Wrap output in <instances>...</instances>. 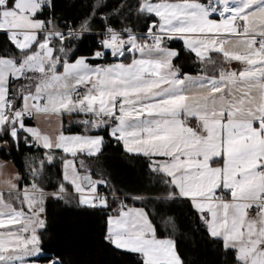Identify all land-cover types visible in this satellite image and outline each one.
I'll use <instances>...</instances> for the list:
<instances>
[{
  "label": "snow or ice",
  "instance_id": "1",
  "mask_svg": "<svg viewBox=\"0 0 264 264\" xmlns=\"http://www.w3.org/2000/svg\"><path fill=\"white\" fill-rule=\"evenodd\" d=\"M107 7L95 0L77 23L58 17L52 0H0L9 45L0 52V264H37L49 197L111 208L103 238L138 264H184L156 223L175 232L163 210L178 201L231 264H264V0ZM85 36L95 46L77 55ZM174 41L195 73L175 63ZM66 116L85 117L82 132L71 119L65 129ZM41 120L59 128L46 132ZM105 134L143 158L150 187L125 192L94 169ZM21 144L23 171L13 157ZM46 264L65 262L52 254Z\"/></svg>",
  "mask_w": 264,
  "mask_h": 264
},
{
  "label": "trees",
  "instance_id": "2",
  "mask_svg": "<svg viewBox=\"0 0 264 264\" xmlns=\"http://www.w3.org/2000/svg\"><path fill=\"white\" fill-rule=\"evenodd\" d=\"M94 2L95 0H52L55 14L58 17L68 21L75 20L77 23L91 12V5ZM105 2L108 5L105 11L110 12L112 6H119L121 0H105ZM97 19H99V14H97ZM112 23L114 26H119L120 18L114 17ZM131 23L137 22L133 20ZM93 29L94 32L98 30L96 24L93 25ZM143 29L144 21H141L139 30L143 31ZM94 46V36H85L79 45L77 55H87ZM170 46L179 52L175 63L184 71L195 73L197 69L193 64V59L181 41H174ZM7 47L9 45L6 44V37L0 34V52ZM82 130V126H71V132H82ZM27 154L28 151L23 144H21V152L13 149V157L21 171H23V161ZM89 163L93 164L94 169L103 170L110 185L125 192L151 186L145 174L143 158L125 153L122 146L117 145L106 134L105 146L99 160L89 161ZM58 172L59 164L50 169L51 185L55 184ZM46 190L51 192L54 187L48 186ZM99 190L101 193L106 191L104 186H100ZM128 203L132 204L131 201ZM136 206L140 205L136 204ZM112 207L115 208L117 205L113 204ZM111 210L109 208L102 211L99 208L93 209L77 203L65 204L63 201L49 197L45 203L44 213L46 229L41 230L43 255L37 258V262L46 263L47 257L56 254L64 260L65 264H138V254L117 250L104 240L107 215L111 213ZM163 211L164 214L174 219L176 230L175 232L166 231L160 223V218L157 217L159 236L175 239L177 250L184 264H231V254H226L218 244L213 243L200 230L191 218L189 209L182 202L178 201Z\"/></svg>",
  "mask_w": 264,
  "mask_h": 264
},
{
  "label": "crops",
  "instance_id": "3",
  "mask_svg": "<svg viewBox=\"0 0 264 264\" xmlns=\"http://www.w3.org/2000/svg\"><path fill=\"white\" fill-rule=\"evenodd\" d=\"M181 43H182V41H181ZM182 45H183V43H182ZM184 46V45H183ZM172 47V46H171ZM173 48V47H172ZM175 49V48H174ZM85 117H83V116H80V117H71V118H69V117H65L64 118V127H65V129H67L68 127H69V120L71 119L72 121H73V123L71 124V126H81V125H78L77 123H76V121L77 120H80V119H84ZM29 123H37V122H35V121H31V122H29ZM38 126L42 129V130H44V131H46V132H49V133H54V131L57 129V128H59V125L58 124H52V125H49V124H47L46 122H44L43 120H41V121H39L38 122ZM23 187V185L21 186V188ZM0 190H2V186H0ZM138 207V206H137ZM43 216H44V214H43ZM44 218H45V216H44ZM124 251V250H123ZM43 255V254H42ZM42 255H40V256H42ZM39 256V257H40ZM39 257H37V258H39ZM36 258V259H37ZM37 264H46V263H41V262H37Z\"/></svg>",
  "mask_w": 264,
  "mask_h": 264
},
{
  "label": "rangeland",
  "instance_id": "4",
  "mask_svg": "<svg viewBox=\"0 0 264 264\" xmlns=\"http://www.w3.org/2000/svg\"><path fill=\"white\" fill-rule=\"evenodd\" d=\"M72 133H78V132H72Z\"/></svg>",
  "mask_w": 264,
  "mask_h": 264
}]
</instances>
